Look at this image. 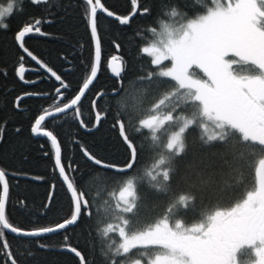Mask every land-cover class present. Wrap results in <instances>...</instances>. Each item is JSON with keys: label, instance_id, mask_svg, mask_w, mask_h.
Here are the masks:
<instances>
[{"label": "trees", "instance_id": "16d2710c", "mask_svg": "<svg viewBox=\"0 0 264 264\" xmlns=\"http://www.w3.org/2000/svg\"><path fill=\"white\" fill-rule=\"evenodd\" d=\"M60 2L68 3L69 0ZM78 2L82 0H71L73 5ZM101 2L116 14L127 15L131 12V0ZM140 2L143 4L145 0ZM147 3L153 6V15L137 16L128 27L119 26L118 22L98 14L102 62L98 78L87 92L86 98L82 99L80 111L84 122L95 127L96 110L92 103L99 97L101 90L119 88V81L111 77L107 67L111 56L117 55L114 42L119 41L122 46L120 55L125 58L127 68L124 73V91L120 97L110 101L105 97L99 101L101 115L106 110V102L110 103L109 118L91 134L79 128L74 111L47 126V130L53 131L60 141L65 164L72 160L73 166L80 165L77 178L81 179V173L86 177L90 170V163L86 162L80 152L81 146H87L93 153L105 159L123 163L125 153L117 139V133L111 127L112 114L119 112L139 149L136 167L128 175L114 178L106 187L101 185L90 188L93 220H84L80 227L70 229L67 233L60 232L40 238L48 246L45 249H40L35 240L14 237L5 232L7 242L21 264H72L74 257L60 251L65 235L71 238V243L86 257L94 259L95 264H112L113 259H116L117 264H128L137 258L143 259V250L136 253L135 250L138 249H132L131 254L123 260L114 257L113 252L117 249L122 252L120 246L123 238L129 234L147 230L165 219L171 226L179 223L183 228L205 223L216 210L226 211L234 207L238 201L246 198L248 191L256 189V166L260 160L264 165V147L250 139L245 142L244 135L235 129L229 131L236 146L230 153L231 167L226 178L221 177L219 171L224 163L223 153L210 149L201 140L203 132L199 125L204 122L202 120L198 119L197 124L190 126L183 134L185 146L182 153L172 156L173 154L164 150L168 135L179 130L183 117L191 118L196 106L191 105L176 90L171 79L160 76L161 66H154L150 57L140 50L148 41L153 40V34L148 29H158L161 23L171 18L176 19L177 23L185 21L186 18H194L203 13L206 5L201 6L204 0H147ZM69 11L67 17L63 12H56L52 23L43 24L42 30L51 36L31 34L26 38V46L48 67L61 75L74 94H78L76 90L82 87L83 81L90 75L91 54L88 47L81 49L72 43L83 34L84 27L80 23L79 13L72 9ZM79 11L82 12V9ZM173 11L178 15L173 16ZM42 16L51 19L43 13L33 12L29 0H25L24 12L17 11L7 20L9 29L0 30V67L6 66L12 73L9 81L0 80V128L4 129V139L0 142V168L8 172L9 176L16 169L20 174L47 173L48 178L55 179L51 173L54 161L43 157L40 150V143L45 142L46 138L32 137L29 127L33 112L41 109L42 114V109L51 108L53 102L45 101L41 97H24L20 107L15 106L17 97L24 96L25 89L44 92L45 95L51 91L55 95L52 85L58 84V81L50 77V73L40 69L30 58L26 57L24 61L25 75L31 80L39 81L38 84L24 85L14 73V66L19 67L16 63L18 49L14 45V31L25 22L33 20V17L39 19ZM65 54L72 60L70 70L65 67L68 63L64 59ZM82 59L85 61L83 64ZM9 88L13 91L10 95H5ZM168 113L176 119L171 121L173 125L164 123L159 133L149 132L146 128L141 129L140 135L133 132L134 128L141 127V121L157 115L163 118ZM17 127L24 130L23 135L16 134ZM208 127L213 129V124L208 122ZM153 135L156 136L155 140L152 139ZM77 139L81 143H76ZM47 146L51 149L50 142ZM161 156L169 159L172 157L170 164L161 166V170L170 169L169 178L165 180L160 176L153 181L148 172ZM68 175L71 177L72 172L69 171ZM130 179L135 183V199L128 205L121 203L117 206L119 191ZM10 186L6 214L14 226L31 230L54 224L66 214L67 199L61 187L56 189L57 196L52 211L44 216L41 215V205L46 203L49 185L27 181L17 183L16 179H10ZM21 200L27 202V208L21 206ZM146 248L144 250H152Z\"/></svg>", "mask_w": 264, "mask_h": 264}, {"label": "snow or ice", "instance_id": "6c2138e0", "mask_svg": "<svg viewBox=\"0 0 264 264\" xmlns=\"http://www.w3.org/2000/svg\"><path fill=\"white\" fill-rule=\"evenodd\" d=\"M25 0H9L6 9H0V21L11 18L17 11L24 12ZM33 12L43 13L44 16L25 22L14 31V45L18 49L16 63L14 66L15 77H18L24 85H36L34 81L26 77L24 61L26 56L31 58L40 69L50 73L58 84H53L55 95L48 91L34 92L25 89L24 96L16 99V108L20 107L24 97H41L45 101H52L51 108L36 109L29 121L32 137L46 138L40 143V150L43 157L54 161L51 168L52 176L48 174H20L19 170L13 169L11 176L3 168H0V258L2 264H21L12 251V246L7 242L5 231L15 234L18 238L35 240L40 249L45 245L40 238H47L51 234L67 233L70 229L80 227L82 221L93 220V201L89 197L90 188L96 186H107L114 178L128 175L135 167L139 159V149L132 134L124 123L123 115L119 112L112 114L111 127L117 133L121 147L125 153L123 163L105 159L93 153L87 146H81L80 152L86 162L90 163V170L87 176L81 173V179L77 178L80 172V165L73 166L72 160L67 165L62 160L61 144L53 131L47 130V126L57 121L61 116H67L70 112L75 113V119L79 121V128L86 133H94L109 118L111 110L110 103L106 102V110L101 108L99 101L108 97V100L120 97L124 91L125 58L120 55L122 46L115 41L117 55H112L107 61V67L112 76L119 81V88L101 90L99 97L92 103L96 110L94 125L85 123L80 105L83 98H86V90L94 84L98 78V70L102 62V40L99 31L98 14L105 13L107 17L113 18L119 26L128 27L137 16L151 17L153 6L147 0L141 4L140 0H131V12L127 15L116 14L108 10L101 0H82L76 5L61 3L60 0H29ZM56 11H53V9ZM70 9L79 13L80 23L84 27L83 34L74 39L79 48L88 47L91 54L90 75L83 81L82 87L74 94L70 85L65 82L61 75L48 67L37 55L26 46V38L31 34L39 36H51L42 30L43 24L52 23L56 12H63L65 17L70 14ZM82 9V12L79 10ZM173 16L178 15L175 11ZM163 31L161 38L151 46L143 47L140 51L149 55L151 63L159 67L162 62L167 61L164 70L159 71L162 77L170 78L176 85V90L182 93L186 100L195 105L191 118L183 117L182 126L175 132L166 144V149L172 156L184 151L183 134L190 126H195L197 120L204 121L199 125L203 135V143L214 151L222 152L224 163L219 169L220 175L226 178L230 173V153L236 146V141L229 135L230 129L239 128L244 134L245 142L251 138L253 142L264 145V0H226L224 10L212 12L207 15H196L188 18L187 24L181 23L178 27L171 28L168 24H162ZM9 29L7 24L5 31ZM153 35L157 29H148ZM181 32L179 39L175 33ZM82 55V54H81ZM73 56L75 53L73 52ZM64 59L68 61L65 65L70 70L72 60L67 54ZM118 61V64H114ZM81 63H85L82 59ZM234 65H247L254 67V71L247 75H239ZM196 69L203 73L198 77ZM155 75V73H152ZM151 78V77H149ZM12 73L6 66L0 67V80L9 81ZM13 89L9 88L5 95H10ZM176 93L174 92L173 95ZM163 103V101H161ZM11 111V109H9ZM171 113L166 114L162 119L152 117L149 120L140 122V128H134L136 135L141 134V129L146 128L149 132H155L165 122L173 121ZM34 121V122H33ZM208 122L214 125L209 132ZM17 135H23L24 130L16 128ZM4 139V129L0 128V142ZM155 140L156 136L153 135ZM50 142L51 149L47 144ZM76 143H81L78 139ZM172 159V157H171ZM171 159L161 156L155 163L152 170L148 172L150 178L155 181L163 176L169 178L170 169L161 170L163 165L170 164ZM72 172V176L68 172ZM10 179L21 181L41 182L50 186L46 193V203L41 205V215L46 216L52 211V205L57 196V187H61L67 199L66 214L54 224L41 226L35 229H23L14 226L9 222L6 208L10 200ZM115 198V193H113ZM135 199V183L130 179L119 191L117 206L121 203L128 205ZM22 207L27 208V202L21 200ZM98 213V210H97ZM180 227V225H177ZM91 232V228L88 229ZM192 234L180 233L179 236L172 232L167 219L163 221V228H158L157 233L162 236L178 241L176 244H169L160 241L169 250V255L157 256L152 264H234L233 255L237 249L244 245H259L255 248V255L259 258L258 264H264V183L257 189L248 191L246 198L238 201L234 207L226 211L216 210L208 218L207 223H197L186 229ZM135 244H124L113 252L114 257L123 260L131 254ZM60 251L71 254L74 259L72 264H95L94 259H89L76 246L71 243V238L64 236V242ZM112 264H117L113 259Z\"/></svg>", "mask_w": 264, "mask_h": 264}, {"label": "rangeland", "instance_id": "374dc122", "mask_svg": "<svg viewBox=\"0 0 264 264\" xmlns=\"http://www.w3.org/2000/svg\"><path fill=\"white\" fill-rule=\"evenodd\" d=\"M183 22H185V21H182V22H178L177 23V20L176 19L171 18L169 21H165L164 23L168 24L171 28H175V27H178ZM162 24L163 23H161L160 24V27L157 29V33L155 35H153V40L148 41V43L146 45H144V47L151 46L154 43H156V42L159 41V39L161 38L160 33H162V31H163ZM150 59H152V58L150 57ZM167 64H168L167 61L162 62V64L160 65L161 67L159 66L160 69L162 68V70H164V67ZM235 70H236V73L239 74V75H240V73H242V69L241 68H238V69L235 68ZM195 71H196V74H197L198 77H203V73L202 72H200L198 69H196ZM152 117H157V118L162 119V117L159 116V115L152 116ZM151 118H149V119H151ZM149 119H147V120H149ZM165 123H169L170 124L171 121H168V122H165ZM171 125H173V124L171 123ZM213 128H214V125H213ZM160 130H161V128L160 129L157 128L155 130V133H159ZM211 131H212V129L209 128V132H211ZM173 134L174 133L168 135L169 137L167 138V142H168V140L171 138V136ZM164 150L168 152V150L166 149V147L164 148ZM170 154H172V153H170ZM256 175H257V185H256V189H257L262 183H264V165H263L262 160H260L257 163V166H256ZM177 225H180V227H177ZM169 227H170V229H172V227L174 228L171 231L172 232H175L177 234V236H179L180 233L184 232L183 230H180V228H183V227L179 223L172 224V226L169 224ZM150 228H151L150 230H147L145 232H143V231L133 232L132 234H129L126 238H123L124 240H123V242H122L121 245H124V244H135L136 247L134 249H138V250H135V252L136 251L138 252L139 250L142 251L143 247L145 248L149 244L152 245V246L153 245L158 246V248H153V250H144L143 249V251L141 253L143 255V259L137 258V260H132L128 264H152V262L155 261V259H156V257L158 255L159 256L169 255V250L167 248H165L164 247V244L163 243H160V241H163L164 243H169V244H176V243H178V241H176L174 239H171V238H168L166 236L159 235V234H154V233H157V229L158 228H161V229L163 228V222H161V223H159V224H157V225H155L153 227H150ZM121 250L123 251L122 248H121ZM140 251H139V253H140Z\"/></svg>", "mask_w": 264, "mask_h": 264}, {"label": "flooded vegetation", "instance_id": "af4514ba", "mask_svg": "<svg viewBox=\"0 0 264 264\" xmlns=\"http://www.w3.org/2000/svg\"><path fill=\"white\" fill-rule=\"evenodd\" d=\"M235 67L241 68L242 73L240 75H247L250 74L254 71H257L254 67L252 66H247V65H234ZM236 71V70H235ZM235 130H239V128H235ZM240 131V130H239ZM251 139V138H249ZM257 145L259 144L258 142H255ZM191 234V233H187ZM186 234V235H187ZM259 247V245H244L241 246L239 249L236 250V252L233 255V262L234 264H258L259 258L255 255V248Z\"/></svg>", "mask_w": 264, "mask_h": 264}, {"label": "clouds", "instance_id": "9594fccd", "mask_svg": "<svg viewBox=\"0 0 264 264\" xmlns=\"http://www.w3.org/2000/svg\"><path fill=\"white\" fill-rule=\"evenodd\" d=\"M9 0H3V2H0V9H6L8 6ZM206 5L204 8V11L201 15H207L209 11L216 12L220 10H224L226 7V0H204V4L201 5L202 7ZM10 18V17H9ZM9 18L4 19L3 21H0V30H5L7 26V20ZM188 18L185 19L184 24H187ZM181 35V32H176L175 36L177 39H179Z\"/></svg>", "mask_w": 264, "mask_h": 264}, {"label": "water", "instance_id": "95a60500", "mask_svg": "<svg viewBox=\"0 0 264 264\" xmlns=\"http://www.w3.org/2000/svg\"><path fill=\"white\" fill-rule=\"evenodd\" d=\"M99 14H102L103 16L107 17L105 13H99ZM107 18L113 20V18H110V17H107ZM26 57H27V56H26ZM28 58H30V57H28ZM30 59H31V58H30ZM113 63H114V64H118V61H114ZM99 69H100V68H99ZM108 70H109V69H108ZM109 72H110V70H109ZM25 73H26V70H25ZM98 74H99V70H98ZM110 75H111L112 78H114V77L112 76L111 72H110ZM114 79H115V78H114ZM95 81H96V80H95ZM91 86H92V85H91ZM91 86H90V88H91ZM90 88H89V89H90ZM89 89L86 90V93L89 91ZM94 113L96 114L95 111H94ZM78 122H79V121H78ZM4 231H5L7 234L16 237L15 234H13V233H11V232H9V231H7V230H4Z\"/></svg>", "mask_w": 264, "mask_h": 264}]
</instances>
